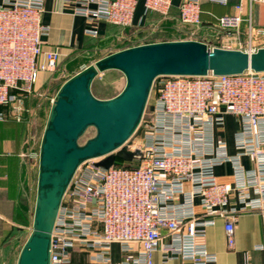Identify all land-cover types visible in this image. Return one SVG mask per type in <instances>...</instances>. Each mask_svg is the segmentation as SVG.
I'll return each mask as SVG.
<instances>
[{
  "label": "built area",
  "instance_id": "built-area-1",
  "mask_svg": "<svg viewBox=\"0 0 264 264\" xmlns=\"http://www.w3.org/2000/svg\"><path fill=\"white\" fill-rule=\"evenodd\" d=\"M69 1L91 22L105 20L120 29L133 25L139 2ZM201 1L180 0L185 39L202 41L209 50L264 48V25L254 18V6L264 0H238L234 14L208 26L218 31L212 38L199 36ZM44 4L0 0V121L26 123L27 150L20 155L30 171H38L43 133L35 129L36 86L42 73L58 71L62 56L59 49L43 48L49 30L42 22ZM144 4L148 13L168 17L173 0ZM86 33L98 31L90 27ZM128 41L121 49L156 42ZM61 70L60 77H71ZM226 115L238 121L234 154L225 141H215ZM119 149L135 152V159L104 167L96 158L78 168L53 228L51 264H74L77 251L87 253L91 264H114L115 245L116 264H155L157 253L163 264H217V255L207 248V228L223 219L233 247L235 222L245 212L261 215L264 235V71L159 76L138 129ZM244 156L251 157V168L242 163ZM229 163L231 180H221L216 168ZM256 248L264 251V240Z\"/></svg>",
  "mask_w": 264,
  "mask_h": 264
},
{
  "label": "water",
  "instance_id": "water-1",
  "mask_svg": "<svg viewBox=\"0 0 264 264\" xmlns=\"http://www.w3.org/2000/svg\"><path fill=\"white\" fill-rule=\"evenodd\" d=\"M264 71V48L208 49L199 40L156 41L117 50L68 78L51 104L39 148V168L32 231L16 264H51L52 232L65 193L78 168L90 159L109 167L117 157L135 159V152L119 149L138 129L155 80L159 76H201ZM126 78L121 92L100 98L96 79L108 71ZM93 128L95 134L81 143Z\"/></svg>",
  "mask_w": 264,
  "mask_h": 264
},
{
  "label": "crops",
  "instance_id": "crops-1",
  "mask_svg": "<svg viewBox=\"0 0 264 264\" xmlns=\"http://www.w3.org/2000/svg\"><path fill=\"white\" fill-rule=\"evenodd\" d=\"M237 2L238 0H230L228 4L223 5L203 0V27L199 30V36L208 38L217 36L218 31L208 26L213 24L217 17L234 14ZM179 3L180 0H173L170 15L162 17L157 13H148L144 0H139L133 25L120 29L105 20L91 22L87 16L76 13V4L72 1L45 0L42 22L49 30L44 36L43 48L59 49L62 56L58 71L69 69V75L72 76L101 57L129 45L128 40L143 43L185 39L188 30L182 28L178 20ZM254 18L257 24L264 25V4L254 6ZM90 27L98 31L96 36L86 33V29ZM153 29L165 35L160 39H147ZM53 74L55 73L44 72L40 75L36 86L38 93L49 86ZM35 127L39 133L40 124ZM237 129L236 117L226 115L223 127L215 131V141H225L231 154L236 152ZM26 130V123L0 121V264H16L33 224L38 171L35 169L30 171L28 161L20 155L27 150L24 144ZM242 163L251 168L253 161L250 156H244ZM232 172L230 163L216 168L217 176L224 181L231 180ZM234 239V245L230 247L225 221L221 218L217 219L215 225L207 228V248L217 255V264H264V251L256 248L264 240L262 218L259 213L245 212L239 215L235 222ZM113 249L117 251L119 248L115 245ZM118 260L117 253L114 264ZM155 264H163L159 253L156 254ZM167 264L183 263L173 260Z\"/></svg>",
  "mask_w": 264,
  "mask_h": 264
},
{
  "label": "rangeland",
  "instance_id": "rangeland-1",
  "mask_svg": "<svg viewBox=\"0 0 264 264\" xmlns=\"http://www.w3.org/2000/svg\"><path fill=\"white\" fill-rule=\"evenodd\" d=\"M203 0L201 1V4ZM157 29H153L150 31V35L146 37L147 39H160L165 35L161 31H156ZM152 33V35H151ZM67 70V69H66ZM60 71L55 72L52 76V80L49 86H46L44 89L41 90L40 94L36 96L34 100V105H36V118H35V125L40 124L39 133H42L46 124V120L49 114L51 102L50 97H55L58 89L60 86L65 82L66 77H60ZM68 72L66 76L70 73L69 69L66 71ZM56 84V85H54ZM126 84V78L121 72H110L107 75H100L93 85V91L95 94L100 98H110L117 95L119 92L122 91ZM37 127V126H36ZM35 127V128H36ZM95 134V129L90 128L87 133L82 137L81 143H84L87 139L92 137ZM103 159V158H97ZM29 235V234H28ZM117 254V251H116ZM116 259V258H115ZM116 264V262H115Z\"/></svg>",
  "mask_w": 264,
  "mask_h": 264
},
{
  "label": "trees",
  "instance_id": "trees-1",
  "mask_svg": "<svg viewBox=\"0 0 264 264\" xmlns=\"http://www.w3.org/2000/svg\"><path fill=\"white\" fill-rule=\"evenodd\" d=\"M110 72H113V71L105 72V73H103V75L105 76L107 74H110ZM114 72H116V71L114 70ZM124 161H125V159H123L121 157H117L115 164L120 165V164L124 163ZM73 260H74V264H91L89 262V259H88V254L85 252H78V251L75 252L74 256H73Z\"/></svg>",
  "mask_w": 264,
  "mask_h": 264
}]
</instances>
